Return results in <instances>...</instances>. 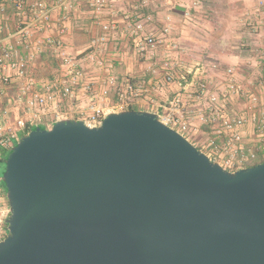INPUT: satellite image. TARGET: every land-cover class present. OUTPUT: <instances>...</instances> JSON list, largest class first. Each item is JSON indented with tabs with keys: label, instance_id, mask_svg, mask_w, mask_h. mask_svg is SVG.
I'll use <instances>...</instances> for the list:
<instances>
[{
	"label": "water",
	"instance_id": "obj_1",
	"mask_svg": "<svg viewBox=\"0 0 264 264\" xmlns=\"http://www.w3.org/2000/svg\"><path fill=\"white\" fill-rule=\"evenodd\" d=\"M0 264H264V162L228 171L148 110L24 134Z\"/></svg>",
	"mask_w": 264,
	"mask_h": 264
},
{
	"label": "crops",
	"instance_id": "obj_2",
	"mask_svg": "<svg viewBox=\"0 0 264 264\" xmlns=\"http://www.w3.org/2000/svg\"><path fill=\"white\" fill-rule=\"evenodd\" d=\"M27 1L30 3L35 0ZM59 1L46 0V4L53 8L50 24L42 23L33 27L32 35L26 40L27 45L22 43L16 45L18 50L16 58L18 60L24 58L26 62L23 75L16 70L7 71L12 77L11 88L16 91L12 99L16 105L14 110L16 117H24L28 120L48 118L49 124H41L45 128H50L57 120L73 119L72 117L55 116L56 108L61 105H58V100L51 109L43 110L42 114H36L30 110L26 102L32 94L36 93V89L31 86L33 82H38L40 85L43 82L65 81L68 79L67 72L74 67L83 71L85 78L96 82L98 87L106 85L112 76L119 78L120 81L131 79L136 85L143 87L139 91L141 97L133 109L148 110L157 114L177 113L181 116L182 113H186V109H182L179 102L187 96H194L193 100L197 101L196 105H199L201 103L198 100L200 95H190L189 91H199L204 95L205 93L208 95L219 94L222 97L220 90L225 91L227 88L228 69L231 68L234 71L235 78L238 75V69L242 73L249 74L248 77H250V71H252L250 68L253 67L250 65L263 68L261 73L255 77L260 81L261 86L256 84L253 86L259 92V97L264 99V6H259V0H223L222 7L217 8V2L220 0H110L101 13L95 9L96 0H68L70 4L68 8L58 6ZM2 5H5L6 8L3 13L5 24L3 34L7 36L13 34L16 26L26 21L30 15L26 12L27 10H21L15 4L5 0H0V10ZM191 15L210 18L211 21H215L216 17L225 20L229 18L230 21H233L232 16L236 18V23L225 31L228 35L231 34L236 41V47L225 50L230 54V59L236 66H234L235 68L232 66L224 68L222 79L217 80L215 76L210 78L206 74L208 69L218 68L213 70L216 75L220 71L219 67L226 65L222 60L223 58L227 59L226 57L216 55L214 58L211 51L208 52L211 56H208L205 63L197 59L193 61L194 72L199 69V73H203L196 75V77L199 76L198 80L195 75L182 73V67L187 64V58L184 57L185 53L176 44L179 40H186V46L203 45L210 48L212 42L206 43L201 32H204L205 35H210L213 32H215L214 35L224 34L221 29H212L208 32L198 28L192 24ZM104 24H110L112 29L107 34V41L99 42L100 37L105 34L102 29ZM137 25L142 26L139 35L133 34V29ZM166 29H168L167 32H165ZM150 35H160L163 41L155 46H149L146 44L145 38ZM191 36L194 39H191ZM47 38H53L56 43H46ZM16 39L12 38L9 41L15 43ZM192 53L196 52L192 51ZM257 53L259 54L257 57L253 56ZM169 58L174 61H167ZM100 61L105 63V67L99 64ZM166 64L174 69V83L167 81V74L170 70ZM192 71L193 69L188 73H192ZM255 71L256 69H253L252 74ZM213 80H216V83L213 84ZM245 81H249V79L245 78ZM202 84L206 85L207 89L201 88ZM243 89L245 91L246 88L243 86ZM112 92L121 99L120 94L115 90ZM75 93L78 94L77 99L81 98L77 89ZM252 95L257 94L253 93ZM89 98L90 101L94 100L91 95ZM162 99L169 100V103L175 100L178 104L170 109L166 102L158 101ZM64 101L68 102L70 99L65 97ZM208 103H210L209 100L202 106H198L194 113L198 116L210 114ZM106 104L105 102L104 106L109 113L130 108L111 110ZM221 106L226 115L233 118L243 116L247 119L243 132L244 140L248 146L264 148L259 130L254 129L253 132L250 130L252 116L255 113L232 116L228 114L226 104L221 103ZM193 124L199 129L209 126L201 120L194 121ZM197 131L198 129L195 128V132ZM189 139L195 144L192 136ZM0 202L1 228V222H6L10 214L6 191L1 183Z\"/></svg>",
	"mask_w": 264,
	"mask_h": 264
},
{
	"label": "built area",
	"instance_id": "obj_3",
	"mask_svg": "<svg viewBox=\"0 0 264 264\" xmlns=\"http://www.w3.org/2000/svg\"><path fill=\"white\" fill-rule=\"evenodd\" d=\"M9 3L15 4L19 9L26 11L30 17L16 26L13 34L5 36L4 24V11L5 5L1 6L0 10V88H4L11 83V75L8 70H16L20 74H25V59H17L18 50L16 45L25 44L26 40L32 35L33 27L45 23L47 25L51 22L53 8L46 4V0H35L28 2L27 0H5ZM110 2V0H96L95 9L98 13H101L104 7ZM58 6L68 8L70 6L68 0H60ZM259 6H264V0H259ZM102 29L103 34L99 42L107 41V34L112 29L110 24H104ZM142 30L141 25H137L133 29V34L139 35ZM168 29L165 30L167 32ZM12 38H17L15 43L10 42ZM146 44L149 46H155L163 41L162 36H147L145 38ZM46 43L54 44L56 40L53 38H47ZM143 50V46L141 47ZM71 63V62H70ZM101 66L105 67V63L100 61ZM74 66V64H72ZM170 70L167 74V81L171 82L174 78V69L172 66L166 64ZM199 69L194 72L195 78L198 80ZM229 78L227 80V88L224 95L227 96L230 93H239L240 87L235 78L234 71L228 69ZM203 74V73H199ZM68 79L59 82H47L43 87L32 94L27 100V106L29 109L34 108H49L52 104L56 103L57 92L61 93L64 97H72L76 89L77 91H85L90 93L91 97L101 100L110 96L112 90H115L121 97V106L134 107L137 103V97L139 91L143 89L142 86L136 85L131 79H125L120 81L117 77H110L107 84L98 87L97 83L92 80H87L84 73L74 67L67 72ZM204 89L206 85L202 84ZM208 107L210 114H201V120L203 123L211 127V137L201 146L195 145L208 154L212 161L221 164L223 168L228 171H235L242 168L246 164H253L257 160L264 159L263 147H250L244 140L243 128L247 123V119L243 116L230 117L226 115L221 106L220 95H208ZM252 104H261L264 106V99H260L257 95L251 96ZM177 103V102H176ZM135 110V109H134ZM85 115L83 116H71L76 120H83L89 126H98L101 124L103 118L109 113L105 106L100 104L91 103L85 110H80ZM6 113V112H5ZM58 113V112H57ZM159 118L178 130L187 138V132L190 130V124L183 118L176 117L173 113L159 114ZM255 123V129L261 133L260 140H264V108L259 114H255L252 118ZM36 125L33 120H28L24 117L18 118L13 122L8 120L0 123V156L2 151H9L17 144L20 138L29 132V129ZM1 203V202H0Z\"/></svg>",
	"mask_w": 264,
	"mask_h": 264
},
{
	"label": "rangeland",
	"instance_id": "obj_4",
	"mask_svg": "<svg viewBox=\"0 0 264 264\" xmlns=\"http://www.w3.org/2000/svg\"><path fill=\"white\" fill-rule=\"evenodd\" d=\"M217 3L218 4H217L216 8L220 7L223 4V0H220ZM232 8H233V10H235L233 6H232ZM233 10H232V12H234ZM232 17H233V21L232 20L230 21L229 18H227L225 20V19H222L220 17L219 18L216 17V18H214L215 21H211L210 18H203V17H200L198 15H195V16L191 15L192 21L191 20L190 21L192 22L193 25H196L198 28H201V29L206 30L208 32H210L212 29H215V30L221 29L224 31L223 32L224 34L221 36L217 35V34L214 35L215 32H213L210 35H205L204 32H201V35L203 36L204 41L206 43L212 42L210 44L211 45L210 48L204 47L203 45H201V46H196V45L186 46L187 45L186 40H179V42H177L176 44H177V46H179L178 48L183 53H185V54H183L184 57L187 58V60H186L187 64L185 67L184 66L182 67V73H186L187 75L194 76L195 75L194 74L195 67L193 66L194 59L195 60L196 59L201 60V62L205 63L208 56H211L208 53L210 51H211L212 55L214 56V58L216 57V55H220V56L227 58V59H225V58L222 59L226 65L221 66V68L219 67L220 71L218 74L214 75V73H213V70H216L218 68H215L213 70L208 69V72L206 74H208L210 76V78L215 76V77H217L216 78L217 80L222 79L221 75H222V71L224 68H226L227 66L228 67L236 66L235 63H232L230 56H229L230 54L227 51H225L227 49H231L233 47H236V41L234 40V37H232L231 34L228 35L227 33H225V31H227V29L229 30L230 27H232L233 24L236 23V18H234V16H232ZM188 21H189V19H188ZM186 25L189 26L188 24H186ZM152 36L157 37L158 35H152ZM191 39H194V37L191 36ZM250 41L252 42L251 39H250ZM192 51H195L196 53H192ZM223 51H225V52H223ZM258 55L259 54L257 53V54H254L253 56L257 57ZM167 61L173 62L174 60L172 58H169ZM250 66H253L252 68H250L252 71H253V69H256L255 73H253V74H252V71H250L251 72L250 77H248L249 74L242 73L240 69L237 70L238 75L236 76V78H238V79H236V80H237L239 87H240V90H241L239 93H230L227 96H225L224 95L225 91H223V89L220 90V91H222V94H221L222 97L220 96L221 101H222V98H224L222 103L226 104L227 112L229 115H232V116L233 115H242L245 113H246V115H247V113H252V115H253V113L259 114L262 111V109L264 108L263 105H261V104L254 105V104H252V101H251V95L253 93H256L259 97V92H257V90H255L256 87L253 86V84L261 86L260 81L256 80L255 77L261 73V70L263 68L261 66H259V67H255L254 65H250ZM206 68H208V67L206 66ZM192 69H193L192 73H188ZM245 78H248L249 81H245ZM171 82L174 83L175 80L173 79ZM212 83L213 84L216 83V80L215 81L213 80ZM44 84H45V82L41 83L40 85L38 82H33L31 84V86L33 88H35L36 91H39L43 87ZM209 85H211V84H209ZM243 86L248 91L246 89L244 91ZM194 88L196 89V87H194ZM201 88H203V87H201ZM206 89H207V87H206ZM15 92H16L15 89L11 88V83L4 88H0V123H3V121H5V120L6 121L8 120L9 122H13L16 119L21 118V117H16L15 112H14L16 105H14V102L12 99L14 98L13 96H15L14 95ZM78 92H80L81 98L77 99L78 94L75 93L72 97H67V99H70V101H68V102L64 101L65 97L62 96L61 93L57 92L56 100H58V102H59L58 105L59 104H61V105H59L56 108V111L54 112L56 117H71V116H77V117L83 116L84 117L85 115H83L80 112V110H85L87 108V106L93 102L94 103L97 102L98 104H100L102 106H104V103L106 102L107 103L106 105L111 110L112 109L113 110H120V109H124L127 107V106H121V104H120L121 100L119 98H117L115 96V94H113V92H111V94L109 96L110 98H106V99L97 100V99L91 97L92 99H94L93 101H90V98H89L90 93H87L85 91H77V93ZM189 94L190 95H194V94L200 95V99H198V100H200L201 103L199 105H196L197 101L193 100L194 96H187L184 98V100L179 102L181 108L186 109V113L185 112L182 113L181 116L178 115L177 113H175V116L185 119L190 124V130L187 132V135L189 137L192 136V140L198 146H201V144L205 143L211 137L212 130H211V127H209V126H208V128L200 127V129L198 126L195 127L193 122L201 120V116L196 115L194 113V111L198 109V106H200V105L202 106V104H205L206 101H208V98H207L208 93H205V95H204V94L200 93L199 91H189ZM140 97L141 96L139 95L137 97V100H139ZM61 99L63 101H60ZM158 101L166 102L168 105L167 107H169L170 109L174 105L178 104V103H176L175 100H173L174 102H171V103H169V100H167V99H162V100H158ZM26 104H27V102H26ZM52 106H53V104L49 108H34V109H30V110H33L34 112H36V114H40V113L42 114L43 110L51 109ZM252 118H253V116H252ZM34 119H33V121L36 125L45 124V123L49 124L50 123L48 118L47 119H44V118L39 119L38 118L35 120ZM201 122H203V121L201 120ZM251 122L252 123H250V125H251L250 130L253 132V130L255 129V123L253 120ZM199 126H201V125H199ZM50 127H52V126H50ZM195 128L198 129L197 132H195ZM262 142L264 143V141H262ZM258 161H260V160H257L256 162H258ZM1 224L2 225L0 228V240H2L5 237V234H7V223L5 221H3V222H1Z\"/></svg>",
	"mask_w": 264,
	"mask_h": 264
},
{
	"label": "trees",
	"instance_id": "obj_5",
	"mask_svg": "<svg viewBox=\"0 0 264 264\" xmlns=\"http://www.w3.org/2000/svg\"><path fill=\"white\" fill-rule=\"evenodd\" d=\"M129 109H133V108L130 107ZM37 126H42V127H44V126L41 125V124L34 125V126H32V127L29 129V131L35 129ZM44 128H45V127H44ZM197 147H198V146H197ZM198 149H200V148L198 147ZM10 152H11V150H9V151H2L1 156H0V183L3 185L5 191H6V185H5L4 181L2 180V176H3V174H4V171L6 170V163H5V161H6V158L8 157V155L10 154ZM262 162H264V159H261L260 161L255 162V163H253V164H249V165L247 164V165H244L243 167H248V166L256 165V164H259V163H262ZM6 192H7V191H6ZM6 195H7V194H6ZM7 232H8V231H7ZM6 235H7V234H5V236H6Z\"/></svg>",
	"mask_w": 264,
	"mask_h": 264
}]
</instances>
